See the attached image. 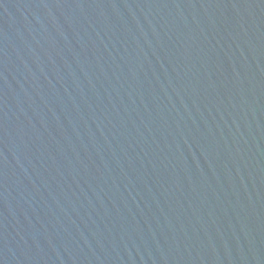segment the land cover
Segmentation results:
<instances>
[{"label":"water","instance_id":"obj_1","mask_svg":"<svg viewBox=\"0 0 264 264\" xmlns=\"http://www.w3.org/2000/svg\"><path fill=\"white\" fill-rule=\"evenodd\" d=\"M0 264H264V0H0Z\"/></svg>","mask_w":264,"mask_h":264}]
</instances>
